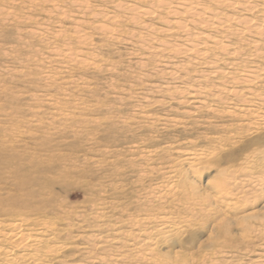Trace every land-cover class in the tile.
Returning <instances> with one entry per match:
<instances>
[{
	"label": "rangeland",
	"instance_id": "1",
	"mask_svg": "<svg viewBox=\"0 0 264 264\" xmlns=\"http://www.w3.org/2000/svg\"><path fill=\"white\" fill-rule=\"evenodd\" d=\"M263 20L0 0V223L43 240L0 264H264Z\"/></svg>",
	"mask_w": 264,
	"mask_h": 264
},
{
	"label": "bare ground",
	"instance_id": "2",
	"mask_svg": "<svg viewBox=\"0 0 264 264\" xmlns=\"http://www.w3.org/2000/svg\"><path fill=\"white\" fill-rule=\"evenodd\" d=\"M185 2V1H184ZM164 3V2H163ZM227 3H228V1H227ZM180 4H182V3H180ZM189 4V5H188ZM161 5V4H160ZM163 5V4H162ZM242 6V8H243V10H245V9H247V10H249V9H251V8H253V7H257V6H255V5H251V4H249V5H245V2H242V4H241ZM179 7H181V9L183 10V13L184 12H189V14H190V16H195L196 15V13H197V11L198 10H196V9H193V7L192 6H190V3H188L187 2V4H182V5H178ZM195 6V5H194ZM227 6V5H226ZM161 7V6H160ZM201 9V8H200ZM91 10V9H90ZM141 10V9H140ZM143 10V9H142ZM145 11V10H144ZM202 11V10H201ZM143 12V11H142ZM245 12V11H244ZM146 13H148V12H146ZM146 13H143V15L145 16L146 15ZM156 13V12H155ZM180 13V12H179ZM182 13V14H183ZM245 13H247V12H245ZM148 14H151V13H148ZM175 14H178V13H175ZM193 14V15H192ZM199 14V13H198ZM217 14H219V13H217V11H216V13L215 12H213V11H210L209 13H207L206 15H207V20L208 21H214L215 19H212V18H216V15ZM141 15V14H140ZM188 15V14H187ZM64 16V15H63ZM138 16V15H137ZM142 16V15H141ZM143 17V16H142ZM178 17V16H177ZM228 17V16H227ZM233 17V16H232ZM242 17V16H241ZM245 17V16H244ZM243 17V18H244ZM240 18V17H239ZM212 19V20H211ZM217 19V21H215V26H216V28H217V26H221V25H224V23L225 22H227L228 20L227 19H224V20H218V18H216ZM109 20V19H108ZM176 20V19H175ZM247 19H241V21H243V23H245V22H247L246 21ZM170 21V20H169ZM188 21H189V19H188ZM206 21V20H205ZM264 21V20H263ZM176 22L178 23L177 25H179V26H183L182 25V23L181 22H179V21H177L176 20ZM175 22V23H176ZM203 22V21H202ZM201 22V23H202ZM170 23V22H169ZM188 23V22H187ZM212 23V22H211ZM210 23V24H211ZM230 23V22H229ZM243 23H241V24H243ZM186 24V23H185ZM199 24V23H198ZM203 24H205V22H203ZM207 24V23H206ZM209 24V23H208ZM207 24V25H208ZM213 24V23H212ZM255 24V23H254ZM193 25V24H192ZM228 25V24H227ZM255 25H257V27L255 26H251V28H253L254 27V29L255 28H258V26L260 25V23H259V25L258 24H255ZM226 26V25H225ZM241 26V25H240ZM172 27V26H171ZM213 27V26H212ZM224 27V26H223ZM260 27V26H259ZM263 27V28H262ZM262 27H261V29H259L260 31H259V35L260 36H263L264 35V25H262ZM232 28V27H231ZM179 29H181V28H179ZM184 29V28H183ZM182 29V30H183ZM239 29V28H238ZM240 29H242L243 30V28H240ZM239 29V30H240ZM246 29H248L247 27H246ZM257 29V30H258ZM173 30V29H172ZM189 30V29H188ZM224 30V29H223ZM248 30H250V29H248ZM167 31V30H166ZM184 31H186V30H184ZM243 31H245V30H243ZM170 32H171V28H170ZM188 33V32H187ZM195 33V32H194ZM191 34V33H190ZM193 34V33H192ZM188 35V34H187ZM190 36V35H189ZM188 37V36H187ZM190 37H194V36H190ZM197 38V39H196ZM195 38V40L196 41H192V40H190V42L192 41V43L193 42H197V43H199V42H204V41H207L208 39H209V36H208V34H206V33H204V32H202V31H200V32H198V35H197V37ZM80 39V38H79ZM188 39V38H187ZM190 39V38H189ZM211 39H212V37H211ZM201 40V41H200ZM189 41V40H188ZM254 42V41H253ZM85 44V43H84ZM202 44V43H201ZM204 44V43H203ZM70 45V44H69ZM190 45H192V44H190ZM162 46V45H161ZM198 47L197 46V44H194L193 43V47ZM194 47V48H195ZM201 47V46H200ZM191 49H193V48H191ZM194 50V49H193ZM197 51H199V50H197ZM86 58V57H85ZM90 58V57H89ZM82 60V59H81ZM90 60V59H89ZM82 61H84V60H82ZM84 63V62H83ZM245 77V76H244ZM202 88V87H201ZM190 95V94H189ZM251 110V109H250ZM251 113V112H250ZM210 201V200H209ZM194 203V202H193ZM210 205H211V203H210ZM200 206V205H199ZM22 221V220H21ZM228 224V223H227ZM226 229H228V228H226ZM39 234V233H38ZM137 234V233H136ZM46 237V236H45ZM43 240H42V237L40 236V234L39 235H37V234H35V233H32V232H30L29 230H25L24 229V227H23V225H22V222H12L11 224H7V225H4V224H2V223H0V255H1V253H5L7 256H11L12 257V259H10V260H15L16 261V257H15V253H14V250L17 248V250H18V248H20V249H23V248H26V246L28 245V243H32V244H35V245H38L39 243H41ZM45 241V240H44ZM10 244V245H14L13 247L11 246V247H9V248H6V246H5V244ZM32 246H34V245H32ZM33 248V247H32ZM64 248V247H63ZM36 249V248H35ZM53 249V248H52ZM55 250H56V248H54ZM34 250V249H33ZM46 251V250H45ZM52 251V250H51ZM142 251V250H141ZM54 251H52V253H53ZM29 254V253H28ZM31 254V253H30ZM46 254V253H45ZM54 254V253H53ZM14 255V256H13ZM151 255H153V254H151ZM177 255V254H176ZM179 255V254H178ZM177 255V256H178ZM2 256V255H1ZM6 256V257H7ZM26 256V255H25ZM34 256V255H33ZM19 257V256H18ZM20 257H23V256H20ZM29 257V256H28ZM7 258H9V257H7ZM24 258H26V257H24ZM31 258V257H30ZM35 258H36V256H35ZM39 258V257H38ZM38 258H37V260H38ZM20 259V258H19ZM193 260V259H192ZM14 261V262H15ZM34 261V260H33ZM37 262V261H36ZM181 264V263H180ZM184 264V263H183Z\"/></svg>",
	"mask_w": 264,
	"mask_h": 264
}]
</instances>
